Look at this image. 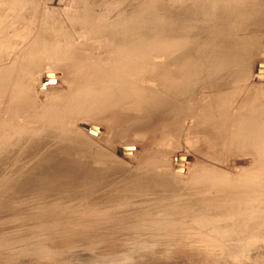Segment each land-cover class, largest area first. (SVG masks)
Here are the masks:
<instances>
[{"label":"rangeland","instance_id":"1","mask_svg":"<svg viewBox=\"0 0 264 264\" xmlns=\"http://www.w3.org/2000/svg\"><path fill=\"white\" fill-rule=\"evenodd\" d=\"M215 4L0 0V264H262L264 152L234 114L263 95L264 21L202 16ZM229 24L218 72L203 29Z\"/></svg>","mask_w":264,"mask_h":264},{"label":"bare ground","instance_id":"2","mask_svg":"<svg viewBox=\"0 0 264 264\" xmlns=\"http://www.w3.org/2000/svg\"><path fill=\"white\" fill-rule=\"evenodd\" d=\"M224 1L225 2L228 1L227 2V5L224 4ZM202 4L203 3H201V5ZM207 4H203L204 7H210ZM227 6L229 8H227ZM247 7H249L250 9L248 8L249 10H247ZM237 11H238V14L239 15L242 14L244 17L247 16L248 18H251V20H249V22L250 21L251 22H253V21L254 22L255 21H257V22L258 21H264V0H216L215 7L210 8V9L205 8L201 12L203 13L202 16H204V13H210L212 15L209 14V15H205V16H208V17L209 16H213V17H218L219 18L221 15H222V17H223V15L224 16L231 15V16L234 17V14ZM243 16H240V18L243 17ZM210 19L212 20L213 18H210ZM239 19L237 18V20H239ZM233 20H235V18H233ZM237 20L235 22H237ZM240 20H242V19H240ZM208 21L209 20H207L206 22H208ZM213 22H215V21H213ZM235 22L233 23L234 26L236 25ZM246 22L247 21H245L244 23H246ZM230 23H232V22H230ZM237 24H238V22H237ZM251 24H249V25L251 26ZM242 25H244V24H242ZM246 25H245V27H246ZM252 25H254V24H252ZM263 25H262V27H263ZM229 26H230V24L228 26H226L227 28H225L223 25H221V26L219 25L218 27L212 26V27H206V28L203 29V32L204 33L213 34L214 35L213 37H210V36H208L206 34V38H208V39L207 40L205 39L207 41V43H205V44H209V45L214 46V47L217 45L218 46L217 48L221 47L225 51L224 50H219V49H217L215 47L216 48V52H210V51H207L206 50V55L199 56L197 58H198L199 61H203L204 62L205 59H206L205 60L206 62L209 61V64L211 65V69H216L218 72H221L222 69H223V66L225 65L224 59L226 57L227 58L232 57L229 53L230 52L231 53L233 52L231 50L232 49V46H233V43H229L230 41H226V40L231 39L233 37V34L236 31H239L240 30V28H231V27L229 28ZM237 27H240V26H237ZM248 28H249V26H248ZM243 29H245V28H243ZM246 29H247V27H246ZM250 29H251V27H250ZM253 29H256V28H253ZM216 34L219 36L218 38L215 37ZM246 36H247V38H246ZM246 36H243L241 38V40H242V43H244L245 45L248 46L249 43L247 44V40H249L250 37H248V35H246ZM211 39H214V40L216 39L215 40V43H214V40L212 41V43H210L208 41V40L211 41ZM214 47H212V48H214ZM212 48L210 47V49H212ZM207 54H209V55H207ZM179 57L182 58L183 60L176 59V57H175V60H174L176 65H178V66L181 65V66H179V68L187 69L189 66H191V61L192 60H189V58L183 57L181 55H179ZM235 58H236V56H235ZM192 62L195 63V60L192 61ZM235 70H233L232 73H234ZM260 71H261L260 72L261 74H264V72H263L264 70L261 69ZM237 77L238 78H243V79H248L245 66L240 70V74L238 72V74H237V76L235 78H237ZM189 78H190V74L187 71L186 73H184L182 75V78L178 82L171 83V86L177 87L178 90L180 91V90H182L188 84ZM262 93H263V95L262 96H259V97L257 96L258 99H256L255 98V95L252 92V88H251L249 90L247 96H246V99L243 100L240 103L239 106H240L241 110H238L237 109L238 111H236V113L234 114V115H236L235 122H234V124H235L234 127L236 129L235 136H234V138H235L234 141H240V142H243L244 140L245 141H248L247 138H249L250 136H253L254 138L257 139L256 142H257L258 146H261V148H263V152H264V90H263ZM226 96L227 97L228 96H231L232 98L234 97V99H233V101H234L235 100V97H236L235 91H231ZM226 96H219V97H217V96L214 95L213 96V101L216 104L217 99L220 98V100L218 101V103L222 106V104H224L226 101L228 102V101H230L232 99V98H230V100H228V99H226ZM101 98H103V97H96V98H93V99H90V100H86L85 103H84V106L85 107H89V106H92V105L100 104L101 103V100H102ZM223 98H225V100ZM223 100L225 101L224 103H223ZM231 101L228 102V103L227 102L225 103L226 107L230 105L229 103H231ZM227 104H229V105H227ZM245 108L247 110V111H245V114L241 113V111L244 112ZM121 109H123L122 106H121ZM212 111L213 110H212V107L210 105H209V107H205L202 110L203 119H202V122L201 123L202 124L210 123V125L212 127H215L220 132V130L224 129V127H222V126L225 125V124L221 120H219L218 118H216L215 116H214V118H212L210 116ZM125 114H126V110H121V113L117 117L116 122H120L121 120H123V118L125 117ZM108 120L110 121V116H108ZM221 127H222V129H221ZM3 141H4V143H7V144L8 143L9 144L11 143V139L9 137H5L4 139H2L0 141V144H2ZM146 178H149V177H146ZM146 181H147V179H146ZM152 181H153V184H159L161 182L160 180L158 181V180H154V179ZM207 183H209V182H207ZM205 184L206 183L205 182H202V181H199V183H196L194 181L193 182V188H194L195 191L203 190V189H206V186H209V184L208 185L206 184V186H205ZM194 185H196L197 188H199V189L196 190ZM261 187L264 188V185L261 186ZM29 246L30 245H25L24 246V250L22 252L23 253H27L28 251H30L32 247L30 248ZM13 254L14 253L12 251H10V250L5 251V252L0 251V262L2 260H6L5 258L7 257V255H13ZM148 258L149 259H152V262L150 264H160V261H158L159 260L158 259L159 258V255L158 256H149ZM7 261L9 262V261H12V260H7ZM262 264H264V261L263 260H262Z\"/></svg>","mask_w":264,"mask_h":264}]
</instances>
